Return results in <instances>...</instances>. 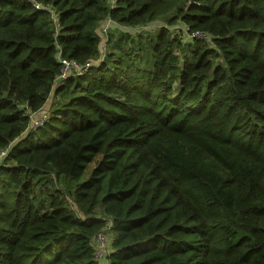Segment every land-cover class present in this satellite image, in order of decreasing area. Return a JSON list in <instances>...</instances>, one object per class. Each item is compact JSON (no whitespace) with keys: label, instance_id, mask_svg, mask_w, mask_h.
Returning a JSON list of instances; mask_svg holds the SVG:
<instances>
[{"label":"trees","instance_id":"1","mask_svg":"<svg viewBox=\"0 0 264 264\" xmlns=\"http://www.w3.org/2000/svg\"><path fill=\"white\" fill-rule=\"evenodd\" d=\"M0 264H264V0H0Z\"/></svg>","mask_w":264,"mask_h":264},{"label":"built area","instance_id":"2","mask_svg":"<svg viewBox=\"0 0 264 264\" xmlns=\"http://www.w3.org/2000/svg\"><path fill=\"white\" fill-rule=\"evenodd\" d=\"M107 22H110V20H108ZM109 27L110 26L107 24V25L103 26L101 29L102 33L105 34V37H106L107 31L109 30ZM198 35L204 36L205 34H198ZM58 53H59L58 54V60L62 65L60 74L57 77V81L60 83H63L69 77L82 76V75L86 74L93 64V62L91 60L88 62L80 63L76 60L67 59V58L62 56V52L60 50L58 51ZM38 124L39 123L36 122V125H38ZM6 153H7L6 150L2 151L1 156H5ZM95 240H96V245H97V255L99 257H103L107 251V248H108V243H107L108 240H107L106 230H102L95 237Z\"/></svg>","mask_w":264,"mask_h":264},{"label":"rangeland","instance_id":"3","mask_svg":"<svg viewBox=\"0 0 264 264\" xmlns=\"http://www.w3.org/2000/svg\"><path fill=\"white\" fill-rule=\"evenodd\" d=\"M99 31H100V29H99ZM108 34H106V36H107ZM205 36V35H204ZM114 38H116V36L114 35ZM112 42H114V41H112ZM103 47H105V39H104V41H103ZM106 49L108 50V46L106 47ZM112 236V235H111ZM108 238H110V235H109V237Z\"/></svg>","mask_w":264,"mask_h":264}]
</instances>
